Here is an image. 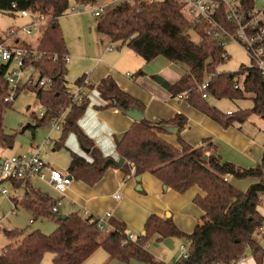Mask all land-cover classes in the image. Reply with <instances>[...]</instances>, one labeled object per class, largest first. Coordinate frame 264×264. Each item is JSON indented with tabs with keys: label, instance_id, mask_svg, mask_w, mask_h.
Segmentation results:
<instances>
[{
	"label": "trees",
	"instance_id": "16d2710c",
	"mask_svg": "<svg viewBox=\"0 0 264 264\" xmlns=\"http://www.w3.org/2000/svg\"><path fill=\"white\" fill-rule=\"evenodd\" d=\"M96 0H0L1 12L29 10L44 15L48 21L36 44V48L45 54L56 55L55 61L47 55L32 62L39 77L53 79L50 87L24 85L35 91L36 98L44 109V115L38 120L48 124L61 115V136L55 142V148L61 147L67 134L76 135L80 146L85 149L92 161L71 152L67 171L77 180L92 185L97 182L103 171L112 165V159L104 157L94 143L80 130L78 118L83 114L87 99L75 102L67 92V75L64 54L67 51L59 17L69 6L92 4ZM15 5V9L12 5ZM245 13L254 7V0H240ZM220 22L232 27L221 11ZM189 28V29H187ZM95 29L111 42L125 45L148 62L161 55L170 61L184 63L189 71L177 82L169 86L172 95H181L193 108L227 127L241 125L252 114L260 115L264 120V76L254 66L241 65L237 71H217L224 60V47L218 45L206 21L201 20L191 26L184 16L177 0H157L145 6L128 2L108 8L96 19ZM188 32L197 36L192 40ZM29 46L28 44H21ZM28 65V63H26ZM8 64L0 61V148H12L14 136L8 134L3 126V112L11 104L3 101L6 92L4 75ZM141 73V70L138 71ZM244 75L240 86L235 78ZM208 78L205 91L214 99H242L246 93H252V107L236 110L230 114L222 113L211 106L207 98H202L199 85ZM77 78L75 84H81ZM235 84L238 86L235 87ZM100 96L108 106L116 107L121 113L135 107L143 112V105L125 92L116 93V84L111 78H105L97 87ZM33 117L36 116L34 115ZM185 119L175 116L169 120L150 122L142 119L135 121L120 140L116 141V150L121 157L133 164L134 175L141 177L149 172L158 178L165 188L178 192L197 185L204 196L197 195L194 202L202 210V225H195L192 232L180 231L170 218L161 219L151 215L145 222L143 232L135 240H128L124 229H113L101 240V231L96 218H82L70 213L65 219L58 218L56 230L45 235L38 230L24 232L4 231L11 240L0 254V264H39L44 253L53 254L54 264H85V261L98 249L106 251L110 259L129 261L137 259L148 264H166L156 260L145 248L152 236L158 239L166 237L185 238L189 242L187 256H180L174 264H236L249 249L255 263H263V250L252 240V234L264 222L259 213V195L264 193V141L261 162L254 167L243 168L230 161H221L214 152L206 156L213 147L211 142L191 146L178 135L183 129ZM176 127L177 148L161 137L171 133L169 127ZM127 172L128 167L123 164ZM234 178L254 177L255 183L245 191H240L225 180V175ZM140 187V179L137 181ZM22 181H14L18 185ZM24 206L36 215L53 216L51 203L33 191L26 194ZM17 205V203H16Z\"/></svg>",
	"mask_w": 264,
	"mask_h": 264
},
{
	"label": "crops",
	"instance_id": "0c3cea01",
	"mask_svg": "<svg viewBox=\"0 0 264 264\" xmlns=\"http://www.w3.org/2000/svg\"><path fill=\"white\" fill-rule=\"evenodd\" d=\"M263 4L264 0H254L253 8L259 9ZM26 19V23H28L30 20L28 17ZM60 27L64 32L61 24ZM41 33L42 30L37 33L38 36L34 45L25 39L19 38V41L21 44L25 43L36 48ZM96 36H98V40L103 39L107 43L103 46L93 44L88 50L81 42L79 52L66 43L67 51L64 55L68 57L67 64L71 54L75 58H79L80 71H78L77 76L80 75L78 78H82V80L84 78L89 80V84L84 86L87 106L78 118L77 125L104 157H109L113 161L119 159L116 141L120 140L135 122L116 107L108 106L107 101L100 96L97 89L98 85L103 79L111 78L116 84V93L125 92L143 105L142 111L145 120L158 122L172 119L175 116L183 117L185 125L178 135L185 143L191 146H199L205 140V143L211 142L213 147L207 151L208 154L214 152L221 161H230L239 167L250 168L261 162L264 139L262 142L256 141L249 126L234 124L225 127L190 106L183 97L174 96L170 93L169 86L189 71L184 63L170 61L161 55L146 62L127 46L119 45L116 48V44L106 36L100 33H97ZM28 67L32 66L26 68ZM32 69L35 70L33 67ZM139 70L141 73H138ZM158 78L161 79V82L158 81ZM164 84H168V87H165ZM210 99L213 98L208 95V103L219 110L215 102ZM219 111L222 112V110ZM228 112L231 113L232 111L226 109L222 113L230 114ZM59 132L61 133V130ZM161 137L173 146L180 148L175 133H164L161 134ZM57 139L53 141L56 142ZM62 146L70 150V160L71 152H73L87 161H92L88 152L80 146L75 134H67ZM2 150L0 149V155H6ZM46 163L50 164L49 162ZM123 164L128 167L127 172L122 169ZM233 178L229 174L225 175V180L235 186ZM252 178L254 180L249 185L257 181L256 178ZM136 181L133 164L123 158L120 167L109 166L103 171L100 179L92 185L74 178L64 193L48 186L60 196L61 205H63V201L66 202L63 207L67 210L66 213L62 211L58 216L77 213L82 218H96L105 212H110L111 214L105 218V222L111 226V231L122 227L126 234L133 233L138 236L143 232L145 222L151 215L161 219L170 218L176 227L186 234L191 233L195 225L203 224L201 220L202 210L194 202V198L197 195L204 196V193L197 185L183 192H178L163 187L162 182L149 172L140 177L141 190ZM9 186L14 191L23 188L25 194L33 191L49 203L54 201L47 193L34 189L31 179L18 185L12 183ZM240 191L242 190L240 189ZM9 199L13 203L18 202L14 198L9 197ZM108 233L101 235L105 237ZM153 238L160 242V246L167 252V260L170 259L172 262L177 259L181 241L185 239L174 237L158 239L157 236ZM152 241L154 240L146 243L145 248L156 255V252L152 250ZM155 248L157 250L159 246ZM156 256L163 258L161 255ZM163 260L167 264L170 263L165 259Z\"/></svg>",
	"mask_w": 264,
	"mask_h": 264
},
{
	"label": "rangeland",
	"instance_id": "374dc122",
	"mask_svg": "<svg viewBox=\"0 0 264 264\" xmlns=\"http://www.w3.org/2000/svg\"><path fill=\"white\" fill-rule=\"evenodd\" d=\"M152 1L157 0H148L147 4H150ZM146 4V5H147ZM264 5V4H263ZM261 5V6H263ZM94 4H86V5H77L75 7L78 8V11L66 10L62 16L59 17V25L61 24L63 27L65 44H69L71 47L76 48L78 52L81 47V42L84 46L89 48L93 44H98L100 46L105 45L107 42L105 40H98V36L96 34V30L94 29V24L96 19L91 15L90 10L93 9ZM260 7V6H259ZM182 10V8H181ZM183 12V10H182ZM26 17H21L17 12H1L0 11V39L3 37V34L6 30L13 28L16 29L22 24L26 23ZM189 36L192 40H197V36L188 32ZM19 38L30 41L31 44L36 43V39L38 34L35 33L33 35H26L23 32L18 33ZM116 48L119 47V43H115ZM224 52L227 55L216 68L217 71L222 72H234L239 69L241 65H248L249 59L246 54L242 51V49L237 45V43L233 41L226 42L224 44ZM79 58H75L71 54L70 61L68 64L66 63L67 75L65 76L66 85L70 89H74L75 81L80 76L78 75V71H80V62ZM79 65V66H77ZM32 78L33 82H36L39 77L38 72L32 69V67L25 68L22 72V76L20 79V86L17 91V97L15 101L7 107L3 112V126L4 130L8 134H12L14 136V145L12 148H0L3 149V153L6 155H14L23 152H27L30 150L29 147H39V151L43 159L46 162H49L50 165L57 166L60 170L65 171L68 169L69 161H70V150L65 146L55 148L54 145L44 147L42 143L45 138L48 136L52 140L59 139L61 136L60 130L52 128L50 124H40L38 120L42 117L40 116V112L44 109L42 105L39 104L35 91L24 87L25 83L29 78ZM244 79V75H241L235 80H238L240 86ZM48 88V87H47ZM252 93H246L242 99H210L213 100L216 104V107L219 110L224 112L226 109H230L232 112L236 110H244L250 109L252 107ZM209 100V102H210ZM212 102V101H211ZM36 116L35 117L33 116ZM251 128L254 133L255 140L262 142L264 139V120L260 115L252 114L247 121L243 123ZM242 125V124H241ZM240 126V125H239ZM57 139V140H58ZM208 152H206V156H208ZM32 187L39 192L47 193L54 201L60 200V196L54 192L48 185L44 182L38 180L37 178H30ZM254 179L252 177L246 178H233V184L237 189H241L245 191ZM1 186H5L8 189L7 195L0 194V254L2 249L11 241L7 238L4 231L7 230H19L24 232H31L38 230L45 235L52 234L57 226V216L58 214L64 211L63 207L66 205V202L63 201V205L59 206V211L53 216H44V215H36L32 211L28 210L23 201L26 199V194L24 193L23 188H19L16 191L11 189L9 183H2ZM9 197L18 200L15 213H11L14 208V204L9 199ZM50 200V199H49ZM53 201V202H54ZM61 201V200H60ZM49 202V201H48ZM51 203V202H50ZM52 204V203H51ZM259 213L264 217V203L261 201L258 206ZM29 219L32 222H29ZM103 234V233H102ZM149 238L147 243L151 240L152 250L156 252V255H161L163 258L157 257L155 254L151 253L156 260L164 261L167 260V252L164 251L163 247H161L160 242L155 241L156 239ZM156 237V236H155ZM103 238V235L100 236V240ZM153 238V239H152ZM167 238V237H166ZM177 238V237H174ZM252 240L257 245H264V241L260 239L258 232L255 228V231L252 235ZM186 245V250H189V243L187 240L183 239L180 245ZM151 245V244H150ZM159 248L156 250L155 247ZM181 249L179 248V254L177 259L181 256ZM243 256H245L248 264H255L252 253L249 249H246ZM176 259V260H177ZM172 262V260H167L171 264L176 262ZM165 262V261H164ZM167 264V262H165ZM168 263V264H170ZM39 264H54L53 262V254L51 252L44 253L43 257ZM85 264H148L141 262L137 259H131L129 261H121L118 259H110L106 253V251L102 248H98L86 261ZM241 264V263H240ZM258 264V262L256 263Z\"/></svg>",
	"mask_w": 264,
	"mask_h": 264
},
{
	"label": "built area",
	"instance_id": "2783aa9c",
	"mask_svg": "<svg viewBox=\"0 0 264 264\" xmlns=\"http://www.w3.org/2000/svg\"><path fill=\"white\" fill-rule=\"evenodd\" d=\"M180 4L183 14L188 19L191 26L197 22L204 20L212 33V37L217 40L218 45H222L229 41L237 43L249 59L248 66L256 67L264 76V5L259 9H252L245 13L241 7L240 0H177ZM128 2L135 5L145 6L148 0H96L95 6L90 10L91 15L98 19L108 8H111L120 3ZM77 5H70L68 10L78 11ZM15 9V5H12ZM221 11L224 12L226 20L232 27L228 28L220 22ZM21 17H28L29 22L16 28H10L5 31L0 39V61L8 64V70L4 75L7 88L3 101L12 104L16 97L20 86V79L23 70L27 66H32L33 61H38L47 55L52 61H55L57 56L45 54L32 46L21 45L18 33L23 32L30 36L41 32L45 28L48 19L42 15L29 10H17ZM189 29V28H187ZM190 30V29H189ZM222 57L227 58L226 53H222ZM67 61L68 57L64 56ZM28 63V65H26ZM130 75V74H129ZM53 79L49 76L37 78L36 82L30 77L25 83L26 85H38L50 87ZM89 84L88 78H84L81 84H75L74 89L67 86V92L72 99L80 103L85 97L84 86ZM208 78L199 85V90L202 91V98H207L208 94L203 91L207 88ZM238 85L235 84V87ZM181 97V95H178ZM45 111L40 112V116L44 115ZM230 113V112H228ZM63 115L57 119H52L49 124L52 128L61 130V121ZM54 145L55 142L47 137L44 139L42 146L48 147ZM39 147H33L27 152L14 155H0V194L7 195L8 189L1 186L6 182L12 184L14 181H28L30 178H37L54 190L64 193L74 180V177L68 171H62L53 165L45 162ZM260 200L264 203V193L259 195ZM11 213H15L16 203ZM61 201H54L51 204L50 212L55 214L59 210ZM110 212H105L101 216H97V226L102 233L111 231V226L105 222V218L110 216ZM31 223L32 220L29 219ZM260 239L264 241V222L256 228ZM255 231V230H254ZM254 233V232H253ZM253 235V234H252ZM128 240H135L137 236L133 233H128ZM189 243V242H188ZM190 245V244H189ZM264 252V245H260ZM181 256H187L186 245H181ZM248 264L245 256H241L236 264ZM229 264H233L230 262Z\"/></svg>",
	"mask_w": 264,
	"mask_h": 264
},
{
	"label": "water",
	"instance_id": "95a60500",
	"mask_svg": "<svg viewBox=\"0 0 264 264\" xmlns=\"http://www.w3.org/2000/svg\"><path fill=\"white\" fill-rule=\"evenodd\" d=\"M158 81L161 82V79L158 78ZM164 86L168 87V84H164ZM124 114L129 116L134 121H138V120L142 119V117H143V112H141L140 110H138L135 107H132V108L126 110ZM169 130L171 133H175L177 131V128L175 126L169 127ZM122 162H123V157L120 156L117 161L112 160V165L116 166V167H120L122 165ZM138 179H140V177H136V180H138ZM58 218L65 219L66 215H59ZM262 264H264V254H263V263Z\"/></svg>",
	"mask_w": 264,
	"mask_h": 264
}]
</instances>
